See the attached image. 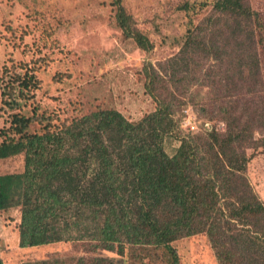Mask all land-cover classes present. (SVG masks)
<instances>
[{
  "label": "trees",
  "instance_id": "trees-1",
  "mask_svg": "<svg viewBox=\"0 0 264 264\" xmlns=\"http://www.w3.org/2000/svg\"><path fill=\"white\" fill-rule=\"evenodd\" d=\"M112 3L124 37L148 51L151 44L121 0ZM215 7L235 13L232 22L210 26L215 41L200 49L204 58L211 54L236 70L213 81L215 93L206 97L219 106L203 114L223 120V133L180 137L168 155L163 140L177 127L176 98L151 65L145 88L156 108L136 123L113 109L59 124L44 113L11 115L9 128L0 130V159L22 154L23 170L0 175V212L18 209L20 248L80 240L121 255L124 245L154 246L168 253L169 264H178L172 243L205 234L218 264H264V205L245 176L246 150L257 145L264 151V115L254 112L264 101L239 97L246 84L247 91L258 92L255 37L264 24L245 0H217ZM186 46L199 47L194 41ZM17 86L20 97L30 90L25 75ZM14 88L5 93L9 108L17 106ZM34 122L41 133L28 131Z\"/></svg>",
  "mask_w": 264,
  "mask_h": 264
},
{
  "label": "rangeland",
  "instance_id": "rangeland-1",
  "mask_svg": "<svg viewBox=\"0 0 264 264\" xmlns=\"http://www.w3.org/2000/svg\"><path fill=\"white\" fill-rule=\"evenodd\" d=\"M216 1L121 0L136 29L151 44L144 51L122 34L112 0H0V130L8 129L11 115L18 113L26 117L44 113L59 124L113 109L136 123L156 108L145 88L146 67L151 65L163 81H169L170 93L176 98L177 127L163 140L168 155L179 146L180 137L223 133V120L203 114L207 107L219 106L206 102L215 93L212 82L236 73L215 62L211 54L204 58L200 51L203 45L214 43L210 26L215 21L223 25L234 20L235 13L216 9ZM245 2L264 24V0ZM255 38L260 75L255 89H259L256 94L247 91L246 84L239 97L253 95L263 102L264 33ZM189 41L199 47L190 49ZM176 57L174 64L170 60ZM24 75L30 90L20 97L17 85ZM8 87H15L17 106L13 108L4 102ZM254 112L264 115V108L259 105ZM28 131L41 133L43 127L34 122ZM261 136L255 131V139ZM246 153V179L264 205L263 148L256 145ZM22 170V154L0 159V175ZM18 223L17 208L0 212L2 264H95L102 259L104 264H169L168 253L154 246L124 245L121 255L116 249L108 251L95 242L80 240L23 249L18 245ZM172 247L178 264H218L205 234L177 240Z\"/></svg>",
  "mask_w": 264,
  "mask_h": 264
}]
</instances>
